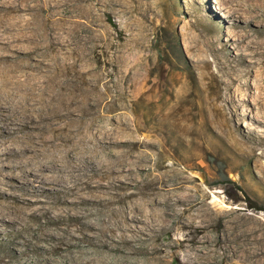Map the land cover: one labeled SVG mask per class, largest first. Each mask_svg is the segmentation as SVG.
<instances>
[{
  "label": "rangeland",
  "instance_id": "rangeland-1",
  "mask_svg": "<svg viewBox=\"0 0 264 264\" xmlns=\"http://www.w3.org/2000/svg\"><path fill=\"white\" fill-rule=\"evenodd\" d=\"M256 4L0 0V61L8 69L48 80V94L113 99V107L99 113L108 117L99 126L116 136L112 153L127 146L120 142L133 146L124 190L134 194L160 176L168 180L162 189L192 196L194 206L183 216L188 202L166 212L158 207L165 228L155 244L162 250L153 253L146 242L131 258L136 264H264L256 255V249L264 251V96L255 89L264 66L242 64L256 61L247 55L264 38L258 36ZM129 78L137 80L132 98L123 92ZM125 118L131 121L127 133ZM11 139L1 136L0 149ZM9 152L13 166L16 153ZM6 171L14 178L0 176L10 183L2 189L17 192L18 168ZM51 175L45 171L42 180ZM189 216L205 228L204 238L190 248L191 231L183 228ZM3 232L0 256L17 240L10 237L4 245ZM176 239L184 247L176 248ZM118 256L110 261L117 264Z\"/></svg>",
  "mask_w": 264,
  "mask_h": 264
},
{
  "label": "bare ground",
  "instance_id": "bare-ground-1",
  "mask_svg": "<svg viewBox=\"0 0 264 264\" xmlns=\"http://www.w3.org/2000/svg\"><path fill=\"white\" fill-rule=\"evenodd\" d=\"M258 1L255 10L259 13L258 36L262 37L264 0ZM253 44L247 57L256 61L242 59V64L264 66V38ZM7 65L0 61V120L4 124L0 137L8 134L12 139L0 149V156H5L0 157V176L12 179L14 173L6 169L18 168L19 185H15L17 192L8 193L2 186L10 183L0 178V237L3 227H8L3 244L10 237L17 238L0 256V264H114L110 260L115 254H120L115 258L117 264H136L131 258L146 242L151 243L153 253H160L162 248L155 242L165 228L161 209L166 212L177 203L188 202L183 216L194 206L189 202L192 196L178 197L175 188L162 189L168 180L160 176L134 194L124 190L121 179L128 172L133 146L123 141L127 146L112 153L109 146L118 143L116 136L108 126H99L101 118H108L99 113L109 111L113 99L106 101L107 94H48V80ZM136 82L127 80L126 96L133 97ZM255 89L264 96V73L257 78ZM86 102L93 108H86ZM124 126L127 133L131 121L125 118ZM11 149L17 159L13 166L7 161ZM45 171L52 175L43 181ZM193 220L189 216L183 222L192 234L189 241L193 244L188 248L200 243L205 233L201 223ZM172 244L184 247L179 239ZM256 255L264 258L263 249H256Z\"/></svg>",
  "mask_w": 264,
  "mask_h": 264
}]
</instances>
